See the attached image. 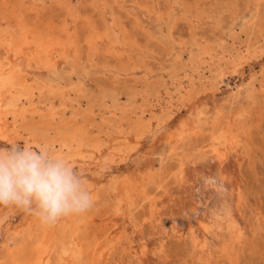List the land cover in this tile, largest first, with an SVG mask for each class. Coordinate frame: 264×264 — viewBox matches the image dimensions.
Instances as JSON below:
<instances>
[{"label":"rangeland","instance_id":"1","mask_svg":"<svg viewBox=\"0 0 264 264\" xmlns=\"http://www.w3.org/2000/svg\"><path fill=\"white\" fill-rule=\"evenodd\" d=\"M0 1V44L3 43L0 45V57L7 63L0 74L9 76L16 68L25 76L27 85L35 89L31 104L25 99L15 101L30 111L25 120L14 124L10 117L7 125H0V148L17 143L21 147L27 144L40 149L44 139L39 133L45 131L51 135L59 131H72L95 140L99 136L98 127L102 120L115 110L126 111V123H134L141 117L143 119L138 132H132L131 136L124 138L112 133V136L105 137L108 144L100 151L85 150L86 156L80 151L70 153L60 149L61 152L57 154L69 159L86 178L94 193L95 210L93 212L92 208L93 213H86L90 220L88 223L99 224L100 227L113 220L107 243L98 250L93 264H264V0H84L83 6L78 9V20L75 19L84 28V33L80 34L79 57L75 58L73 50L69 49L67 55L58 53L53 59L48 57L49 64L43 63L45 65L38 63L31 47L14 58V39L18 34L25 38V44L32 42V34L24 31V25L16 15L24 17L36 9L40 11L43 21L58 27L66 17L58 0H12L10 8L4 6L3 0ZM16 1L23 4L13 12L18 3ZM257 2L261 4L258 12H255ZM147 3L155 8L148 11V8H144ZM32 17L37 19L34 14ZM253 21L255 25L251 27ZM72 23L70 20V31L73 29ZM105 32L107 37L101 39ZM94 33L97 38L101 37L94 46H88L87 40ZM100 39L103 43L99 42ZM208 43L210 45H206ZM254 45L263 51L235 68L236 56ZM5 48H8L6 52ZM198 48L200 51L206 48L212 54L209 51L200 52ZM230 55H233L232 60ZM219 68L225 71L214 82L212 80L219 75ZM11 85H14L13 82L0 92V118L9 111L11 92L15 91V86L10 90ZM38 86L42 87L41 91ZM248 95L253 96L249 102ZM143 100L146 101L145 105ZM232 111L247 117L249 126L248 132L240 140V146L236 147H239V151L235 149L230 155L241 175L239 185L244 206L241 204L236 214L237 231H233L240 243L227 248L225 243L229 229L221 226L223 228H214L206 236L198 233L201 234L200 243L196 246L185 227L189 218L193 221L205 217L207 209L201 207L198 212L189 211V214L183 215L180 223L184 233L173 231L168 215L163 217L167 227L162 232L165 235L157 233L149 238L150 235L146 234L144 241L148 243L149 252H138L136 233L143 224L148 232L150 225L146 222L157 216L154 215L155 209L162 206L160 198L164 196L166 187L159 186V181L169 174V186L181 188L179 168L184 167L193 155L198 162L206 161L213 151L212 133L217 127L219 112L227 115ZM154 114L157 119L151 121ZM3 122L0 119V123ZM183 129L188 134L185 140L176 137ZM176 140H179V144ZM173 143L178 144L175 154L169 153ZM112 152L114 160L118 159L115 163L108 159ZM214 165L215 162L210 163L208 171ZM217 170L214 169L216 177L219 176ZM163 171L164 175L161 173ZM200 177L195 179L197 188L193 193L196 199L206 203L209 191L215 187H207L206 180ZM223 192V196L228 197V191L224 189ZM218 194H221L220 186ZM179 197L181 200L184 198L183 195ZM106 206H111L107 217L103 218L95 212ZM169 206L168 210L165 209L167 213L176 204L171 202ZM41 226L34 215L15 207L0 206V264H7L8 256H5L17 245L26 239L32 242V236L38 233ZM72 244L65 264H92L85 253L86 247L79 248L74 242Z\"/></svg>","mask_w":264,"mask_h":264},{"label":"bare ground","instance_id":"2","mask_svg":"<svg viewBox=\"0 0 264 264\" xmlns=\"http://www.w3.org/2000/svg\"><path fill=\"white\" fill-rule=\"evenodd\" d=\"M14 1V0H13ZM22 1V0H21ZM20 1V2H21ZM47 1V0H46ZM84 0H58L57 3L59 6H61L65 12V18L62 23L56 27L55 24H52L50 22H45L43 21V17L40 14V11L36 9H32V12L27 13L23 18L20 15H16L21 23V25H24L23 27L25 28V32L29 31L32 34V42L27 43L28 46L25 48L27 44H25V38L24 37H19L20 35L18 34L17 38L14 40L16 41V48L13 51L14 58L17 56L23 55L28 49L33 50V52L36 54V58L39 64L43 63H48L51 59L54 58L55 54H65L69 51V49L73 50V56L75 58L79 57L80 54V34L84 33V28H82L79 25L78 20V9L80 6L83 4ZM134 1V0H133ZM256 1V0H255ZM1 2V1H0ZM4 6L7 8L11 7L12 0H3ZM18 2V1H16ZM25 2V1H24ZM115 2V1H114ZM148 2V1H147ZM154 2V1H153ZM181 2V1H180ZM23 4V2H21ZM20 3V4H21ZM107 3V2H105ZM134 3V2H133ZM157 3V2H156ZM155 3V4H156ZM179 3V2H178ZM182 3V2H181ZM256 3V2H255ZM19 2L14 6L12 9L13 12L16 11L17 7H20ZM261 3L257 2V6L255 8V12H258V6ZM2 5V4H1ZM38 5V4H37ZM50 5V4H49ZM136 5V4H135ZM22 6V5H21ZM36 6V5H35ZM40 6V5H39ZM83 6V5H82ZM81 6V7H82ZM112 6V4H111ZM140 6V5H139ZM146 6V7H145ZM144 6V8H155L154 5H149L147 3ZM159 6V4H158ZM108 7V6H107ZM200 7V6H199ZM23 8V7H22ZM31 9V7H28ZM35 8V7H34ZM84 8V7H83ZM143 8V7H142ZM41 9V8H40ZM82 9V8H81ZM110 9V7H109ZM113 9V8H112ZM131 9V8H130ZM22 10V9H21ZM83 10V9H82ZM201 10V9H200ZM25 11V10H24ZM43 11V10H42ZM111 11V9H110ZM134 11V10H133ZM160 11V10H159ZM158 11V12H159ZM20 12V11H19ZM28 12V10H27ZM113 12V11H112ZM156 12V11H155ZM154 12V13H155ZM191 12V11H190ZM200 12V11H199ZM26 13V11H25ZM43 13V12H42ZM153 13V12H152ZM157 13V12H156ZM160 13V12H159ZM197 13V12H196ZM203 13V12H201ZM15 16V13H13ZM19 14V13H18ZM32 14L35 15V18L33 19ZM225 14V13H224ZM254 14V13H253ZM252 14V16H253ZM160 15V14H159ZM205 15V14H204ZM259 16V14L257 13ZM13 16V17H14ZM80 16V15H79ZM113 16V15H112ZM158 16V14H157ZM16 17V18H17ZM160 17V16H158ZM17 18V19H18ZM84 18V17H83ZM196 18V17H195ZM201 18V15H200ZM77 19V20H75ZM4 20V18H3ZM34 20V21H32ZM72 20V25L73 29L70 31V28L68 29V26H70L69 22ZM81 20V19H80ZM87 20V19H86ZM113 20V19H112ZM75 21V22H74ZM197 21V20H196ZM34 22V23H31ZM88 22V21H87ZM149 22V21H148ZM19 23V22H18ZM113 23V22H112ZM251 23V22H250ZM92 24V23H91ZM219 24V23H218ZM221 24V23H220ZM88 25V23H87ZM255 25V21L251 23V27ZM10 26V25H9ZM107 26V25H106ZM189 26V25H188ZM92 27V26H91ZM125 27V26H124ZM250 27V28H251ZM86 28V27H85ZM90 28V27H89ZM97 27L94 28V31L96 32ZM255 29V28H254ZM2 30V29H1ZM18 30V28H17ZM23 30V29H22ZM93 30V29H92ZM195 30V28H194ZM256 30V29H255ZM7 31V30H6ZM14 32V31H12ZM19 32V31H18ZM28 32V33H29ZM121 32V31H120ZM189 32V31H188ZM197 32V31H196ZM21 33V29H20ZM7 34V32H6ZM10 34V32H9ZM30 34V35H31ZM182 34V33H181ZM5 35V34H4ZM22 35V34H21ZM25 35V34H24ZM23 35V36H24ZM28 35V34H27ZM103 37H107V34L105 32L104 35H101ZM100 36V37H101ZM123 36V35H122ZM194 36V35H193ZM28 37V36H27ZM86 37V36H85ZM88 37V36H87ZM98 37V38H100ZM96 33L94 35L90 36L87 40V45L89 46H94V44L97 43ZM109 38V37H108ZM99 40L100 43H103L102 40ZM113 39V38H112ZM174 39V38H173ZM4 40V39H3ZM1 40V41H3ZM134 40V39H133ZM208 40V39H207ZM83 41V40H82ZM114 41V40H113ZM6 42V41H5ZM11 42V41H10ZM155 42V41H154ZM196 42V41H195ZM194 42V43H195ZM8 43V42H7ZM12 43V42H11ZM84 43V42H83ZM206 43V41H205ZM14 44V43H12ZM0 45H3L0 44ZM24 45V46H23ZM99 45V44H98ZM103 45V44H102ZM141 45V44H140ZM198 45V44H197ZM204 45V44H201ZM206 45H210L209 43ZM195 46V45H194ZM199 46V45H198ZM197 46V47H198ZM31 47V48H30ZM100 47V46H99ZM107 47V45H106ZM166 47V46H165ZM204 47V46H203ZM220 47V46H219ZM2 48V47H1ZM25 48V49H24ZM152 48V47H151ZM212 48V46H211ZM8 49V48H7ZM5 48V52L7 50ZM14 49V48H12ZM11 49V50H12ZM101 49V48H100ZM199 49V48H198ZM112 50V49H111ZM197 50V49H196ZM31 51V50H30ZM198 51V50H197ZM200 51V49H199ZM202 52L209 51L206 50V48L201 50ZM200 51V52H201ZM263 49L260 47L254 45V46H248V48L243 52L239 53L236 56L237 59V64H235V68H238L244 60L251 58V57H256L259 52L261 53ZM1 52V51H0ZM9 52V51H8ZM28 52V51H27ZM31 51V54L33 53ZM95 52V50H94ZM199 52V53H200ZM210 54L211 51H209ZM214 52V51H213ZM98 53V52H97ZM193 53V52H192ZM208 53V52H207ZM7 54V53H6ZM5 54V55H6ZM30 54V56H31ZM120 54V53H119ZM202 54V53H201ZM33 55V54H32ZM114 55V54H113ZM118 55V54H117ZM124 55V54H123ZM29 56V55H28ZM64 56V55H62ZM95 56V55H94ZM168 56V55H167ZM205 56V55H204ZM208 56V55H207ZM232 56L230 55V59L232 60ZM50 57V58H48ZM235 57V56H234ZM233 57V58H234ZM18 58V57H17ZM16 58V60H17ZM197 58V57H196ZM6 59V58H5ZM9 59V58H8ZM20 59V58H19ZM18 59V60H19ZM22 59V58H21ZM4 60V59H3ZM2 58L0 57V73L4 70V66L7 65L5 61H3ZM10 60V59H9ZM15 60V61H16ZM55 60V59H54ZM53 60V61H54ZM74 60V59H73ZM179 60V59H178ZM235 60V59H233ZM14 61V62H15ZM23 61V60H22ZM21 61V62H22ZM29 61V59H28ZM34 62V61H33ZM235 62V63H236ZM29 63V62H28ZM51 63V62H50ZM53 63V62H52ZM78 63V62H77ZM34 64H37V62ZM49 64V63H48ZM234 64V63H233ZM232 64V66H233ZM30 65V64H29ZM45 65V64H43ZM226 65V64H225ZM31 66V65H30ZM29 66V67H30ZM221 66V65H220ZM228 66V64H227ZM12 67V66H11ZM23 67V66H22ZM46 67V66H45ZM48 67V66H47ZM111 67V66H109ZM167 67V66H166ZM222 67V66H221ZM133 69V68H132ZM218 70V68H216ZM120 70V69H119ZM131 70V69H130ZM152 70V69H151ZM236 70V69H235ZM133 71V70H132ZM135 71V69H134ZM173 71V70H172ZM225 71L224 68H219V72L215 79L212 81H216L220 76H222L223 72ZM12 73L9 76H3L0 74V92H2L11 82H13L15 86V91L11 92L10 96V106L8 107V112L5 113L3 118V123H0V125H4L9 121V118L12 117V123L17 124L20 123L21 121H24L25 118L27 117L28 113L30 112L27 109H24L26 104H24V108L21 106V104H16L15 101L22 102V100H28L27 102H30L33 99L34 95V87H29L24 80L25 76L23 74H20L18 69H13L11 71ZM123 72V71H122ZM217 72V71H216ZM5 73V72H4ZM23 73V72H22ZM215 74V73H214ZM115 75V74H114ZM118 75V74H116ZM225 75V73H224ZM210 79V78H209ZM213 79V78H212ZM218 82V81H217ZM210 83V82H209ZM213 84V82L211 83ZM40 85V84H38ZM264 85V84H263ZM39 87V86H38ZM65 87V86H64ZM152 87V86H151ZM149 88V87H148ZM40 91L42 90V87L38 88ZM150 89V88H149ZM148 89V90H149ZM190 89V88H189ZM7 91V90H6ZM5 91V92H6ZM64 91V90H63ZM5 92L3 94H5ZM8 92V91H7ZM250 93V92H249ZM64 94V93H63ZM137 95V94H136ZM4 96V95H3ZM189 96V95H188ZM145 98V96H142ZM235 97V96H234ZM257 97V96H256ZM6 98V97H5ZM147 98V97H146ZM247 101L249 102L251 99H253L252 95H248ZM1 99V98H0ZM4 99V98H3ZM238 99V98H237ZM5 100V99H4ZM9 100V99H7ZM6 100V101H7ZM145 100V99H144ZM143 100V104L146 103V101ZM148 100V99H147ZM241 101V100H240ZM3 103V102H2ZM244 103V102H243ZM1 104V103H0ZM23 104V103H22ZM145 105V104H144ZM243 105V104H242ZM262 105V104H261ZM1 106V105H0ZM141 106V105H140ZM233 107V106H232ZM237 107V106H236ZM235 107V108H236ZM21 108V109H20ZM1 109V107H0ZM135 109V108H134ZM231 109V108H230ZM239 109V108H238ZM233 110V109H232ZM4 111V110H3ZM2 111V112H3ZM219 111V110H218ZM228 111V110H227ZM226 111V112H227ZM154 112V111H153ZM167 112V111H166ZM4 113V112H3ZM243 113V112H242ZM245 114V113H244ZM1 115V114H0ZM126 111L124 110H115L110 112V116L104 118L102 120V123L99 125L98 130H99V136L95 140H90L89 138L86 137V135H79L78 133L74 132H64V133H57L56 135H51L48 132H40L39 134L42 133V137L44 139L41 147L47 148L51 150L52 152H55V154H59L62 149L64 152H73V151H80V154H86L85 150H96L100 151L102 150L105 145L108 143L105 142V137L112 136V133L117 134L118 137H124L125 136H131L132 132H138V129H140L143 119L142 117L139 119H136L134 123H126L125 122V117ZM158 115V114H157ZM46 116V115H45ZM29 117V116H28ZM207 117V116H206ZM46 118V117H44ZM144 118V117H143ZM157 119L156 115L152 117L151 121L153 119ZM247 117L244 115H241L238 111H232L231 113H228L227 115L224 114L223 112H219V119L217 120V127L212 133V140L214 142L213 144V151L212 154H210L209 157H207L206 161H202V163L198 159L195 158V156L189 157V159L185 162L184 167L179 168V178H180V184L181 188H175L174 186H169V174H165L164 178L159 181V186L162 185V187H166L164 191V196L160 198L162 206L153 208L155 209L154 215H157L155 217H152L146 224L148 223L150 225V228L148 232L145 230L144 224L139 228L138 232L136 233L137 239H138V252L146 254L149 252V246L148 243L144 241L146 238V234L151 238V236L154 237L155 234L162 232H165L167 230V227L163 221V217H166L168 215L169 219L172 222V229L175 232H183L184 229L181 226L180 220L182 219L184 214H189V211L193 212H198L200 208L206 207L205 215L203 211V215L205 217H200L199 219L196 218L193 221L189 218L188 222H186V227L185 229L187 231H190L189 234H191V238H193V243L197 246V244L200 243V235L198 233H203L205 236L207 234H210L211 231H214L213 229L215 228H223L221 226H225L228 231V238L226 241V247L230 248V246L235 245L237 243H240L239 237L233 233L237 221L236 220V214L239 212V208L242 207L241 204H243V196L241 193V188H240V180H241V175L239 170L236 168L237 163H234L231 161L230 155L231 153L236 149V147L240 144V140L246 132H248V122H247ZM52 119V118H51ZM150 119V118H148ZM160 119V118H159ZM158 119V120H159ZM214 123V122H213ZM212 123V124H213ZM198 124V123H197ZM211 124V125H212ZM7 125V124H6ZM200 125V124H199ZM14 126V125H13ZM16 126V125H15ZM14 126V127H15ZM151 126V125H150ZM199 128V127H198ZM210 127H207V129ZM17 129V128H16ZM200 130V129H199ZM211 130V128H210ZM49 131V130H48ZM35 132V130H34ZM62 132V131H61ZM37 133V132H36ZM141 133V132H140ZM187 130H181L178 132L176 137H180L185 140L186 135L188 136ZM190 133V132H189ZM201 133V132H200ZM196 134V133H195ZM211 135V133H209ZM143 135V134H142ZM141 135V136H142ZM201 135V134H200ZM135 136V135H134ZM140 136V137H141ZM192 136V135H191ZM195 136V135H193ZM117 137V139H119ZM113 138V137H112ZM115 138V137H114ZM130 138V137H129ZM176 138V139H177ZM107 139V138H106ZM121 139V138H120ZM137 139V138H136ZM187 139V138H186ZM174 140V139H173ZM183 140V141H184ZM111 141V139H110ZM175 141V140H174ZM179 141V140H178ZM176 140V142L178 143ZM131 143V142H130ZM133 143V142H132ZM59 144V146H58ZM179 144V143H178ZM178 144L171 145V149L169 153L175 154L178 151ZM134 145H136L134 143ZM183 144H181L182 146ZM190 145V144H189ZM243 145V144H242ZM240 146V145H239ZM133 147V146H132ZM131 147V149H132ZM135 148V146H134ZM239 148V147H238ZM237 148V149H238ZM128 149V148H127ZM236 149V150H237ZM120 150V149H119ZM117 151V150H116ZM131 151V150H130ZM239 151V149H238ZM122 152V150H121ZM133 152V151H131ZM203 152V151H202ZM168 153V154H169ZM205 153V152H204ZM62 155V154H61ZM64 155V154H63ZM77 155V154H76ZM75 155V156H76ZM111 156L108 158L109 160H114L115 155L114 152L110 154ZM238 155V154H237ZM74 156V157H75ZM85 156V155H84ZM67 157V156H66ZM77 157V156H76ZM79 157V156H78ZM167 157V156H166ZM170 157V156H169ZM73 158V156H72ZM85 158V157H84ZM79 159V158H78ZM69 160V159H67ZM202 160V159H201ZM118 161V159H117ZM114 160V163L117 162ZM215 162V165L211 168V171H208V167L210 163ZM239 163V162H238ZM181 164V163H180ZM183 166V165H182ZM157 167V166H156ZM159 168V167H158ZM154 169H156L154 167ZM214 169L219 170V176H215ZM217 170V171H218ZM216 171V172H217ZM156 172V171H155ZM158 172V171H157ZM164 175V171L161 172ZM165 173H167L165 171ZM172 173V172H171ZM160 174V173H159ZM218 174V173H217ZM151 176V175H150ZM157 176V175H156ZM201 176V177H200ZM153 177V176H151ZM172 177V176H171ZM170 177V178H171ZM174 177V176H173ZM204 178L208 186H214L215 189L209 191V196H208V202L204 203L200 199H196L193 191L197 188L195 186L196 183V178ZM158 178V177H157ZM203 179V180H204ZM149 180V178H148ZM151 180V178H150ZM146 181V180H145ZM216 181V184H215ZM147 182V181H146ZM158 182V181H157ZM173 181H171L172 183ZM198 182V181H197ZM203 182V181H202ZM150 183V182H149ZM154 183V182H153ZM201 184V183H200ZM199 184V186H200ZM205 184V183H204ZM220 186L221 189V194H218V186ZM147 186V185H146ZM149 187V186H148ZM145 188V187H144ZM200 188V187H199ZM127 189V188H126ZM129 189V188H128ZM127 189V190H128ZM163 189V188H162ZM224 189L225 192L226 190L228 191V197L223 196L224 195ZM159 190V189H158ZM102 191V190H100ZM148 191V190H147ZM146 191V193H147ZM97 192V191H96ZM125 192V191H124ZM142 192V191H141ZM163 192V191H162ZM99 193V192H97ZM106 193V192H105ZM104 193V194H105ZM129 193V192H128ZM220 193V192H219ZM108 194V193H107ZM143 194V193H142ZM157 194V193H156ZM129 195V194H128ZM148 195V194H147ZM183 195L184 198L183 200L180 199L179 196ZM103 196V195H102ZM151 196V195H150ZM155 196V195H154ZM100 197V196H99ZM106 197V196H105ZM104 197V198H105ZM142 197V196H141ZM145 197V196H144ZM150 198V197H149ZM111 199V198H110ZM104 200V199H102ZM148 200V199H147ZM150 200V199H149ZM105 201V200H104ZM103 201V202H104ZM113 201V200H112ZM139 201V199L137 200ZM143 201V200H142ZM141 201V202H142ZM155 201V200H153ZM99 202V200H97ZM107 202V201H106ZM146 202L147 201H143ZM175 203L176 207H171V210L169 213L165 211V209L168 210L170 207V203ZM140 203V202H139ZM149 203V201H148ZM99 204V203H98ZM104 204V203H103ZM109 204V203H107ZM155 204V202H154ZM102 205V204H101ZM110 205V204H109ZM148 205V204H147ZM172 205V204H171ZM103 206V205H102ZM101 206V207H102ZM112 206V205H111ZM111 206H106L105 208L100 209L98 212L101 217H107L109 209L111 210ZM244 206V204H243ZM99 207V206H98ZM141 207V206H140ZM155 207V206H153ZM93 212L95 210V205L93 207ZM152 208V206H151ZM113 209V207H112ZM116 209V208H115ZM242 209V208H241ZM92 210V209H91ZM90 210V212H92ZM197 210V211H196ZM92 212V213H93ZM202 213V212H201ZM192 214V213H191ZM240 214V213H239ZM152 215V214H151ZM88 216L86 214L82 215V218H79V216H72L69 218H65L59 223H57L54 226H45L42 224L41 227H39L38 233L36 235H33L32 237L33 240L30 242L27 239L17 245L15 249L9 254L6 255L5 257L8 258L7 264H65L67 261V257L70 255L71 252V247L72 243L74 242L76 244V247L78 246L79 248H84L86 247L87 250H85L86 254L90 260V263H94L95 258L97 256V252L99 249L103 247V245H106L107 243V238H109L108 234H110V231L113 228V220L111 219L109 222H106L107 224L104 223V226H96L93 223H88L87 219ZM100 217V218H101ZM189 217V216H188ZM191 217V216H190ZM110 218V217H109ZM99 220V218H97ZM96 220V219H95ZM92 220V221H95ZM108 220V219H107ZM104 220L103 222L107 221ZM147 220V219H146ZM165 220V219H164ZM169 220V221H170ZM100 223V222H99ZM115 224V221H114ZM145 224V225H146ZM117 225V224H116ZM118 226V225H117ZM149 227V226H148ZM147 227V228H148ZM38 229V228H37ZM231 230V231H230ZM236 230V229H235ZM186 231V232H187ZM237 231V230H236ZM185 232V231H184ZM183 232V233H184ZM34 234V233H33ZM164 234V233H163ZM162 234V235H163ZM187 234V233H186ZM212 234V233H211ZM165 235V234H164ZM226 235V234H225ZM157 236V235H156ZM190 238V239H191ZM245 238V237H244ZM10 239V238H9ZM205 239V238H204ZM208 239V238H207ZM242 239V238H241ZM8 240V239H7ZM202 240V239H201ZM10 241V240H8ZM17 241V240H15ZM19 241V240H18ZM112 241V239H111ZM117 241V240H116ZM207 242V240H205ZM225 241V240H224ZM11 242H13L11 240ZM115 243V242H114ZM113 243V244H114ZM7 244V242H6ZM117 244V243H116ZM115 244V245H116ZM210 244V243H209ZM194 245V244H193ZM194 245V246H195ZM9 246V245H8ZM7 246V247H8ZM118 246V245H117ZM201 246V245H200ZM206 246V245H205ZM107 247V246H106ZM203 247V246H202ZM73 248V247H72ZM104 248V247H103ZM151 248V247H150ZM233 248V247H232ZM106 250V249H105ZM104 250V251H105ZM211 250V249H210ZM74 251V250H73ZM78 251V250H77ZM76 251V252H77ZM83 251V250H82ZM151 251V250H150ZM9 252V251H8ZM79 252V251H78ZM84 253V254H85ZM195 254V253H194ZM72 255V254H71ZM193 255V254H192ZM210 255V254H208ZM84 256V255H83ZM86 256V257H87ZM100 256V255H99ZM145 256V255H144ZM106 257V256H104ZM212 257V256H211ZM73 258V257H71ZM85 259V258H84ZM101 259V257L99 258ZM75 260V259H74ZM73 260V261H74ZM77 260V259H76ZM98 260V259H97ZM102 261V260H101ZM79 263V262H78ZM100 263V262H99Z\"/></svg>","mask_w":264,"mask_h":264},{"label":"clouds","instance_id":"3","mask_svg":"<svg viewBox=\"0 0 264 264\" xmlns=\"http://www.w3.org/2000/svg\"><path fill=\"white\" fill-rule=\"evenodd\" d=\"M94 205L88 181L65 157L27 144L0 148V206L15 207L54 226L88 213Z\"/></svg>","mask_w":264,"mask_h":264}]
</instances>
